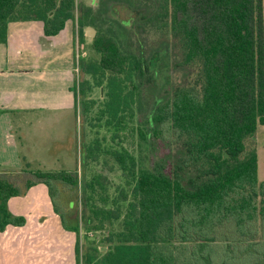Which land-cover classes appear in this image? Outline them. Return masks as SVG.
Segmentation results:
<instances>
[{"label":"trees","instance_id":"1","mask_svg":"<svg viewBox=\"0 0 264 264\" xmlns=\"http://www.w3.org/2000/svg\"><path fill=\"white\" fill-rule=\"evenodd\" d=\"M142 1L140 25L153 21L178 37V66L190 75L156 104L141 136L150 142L171 131L182 140L185 156L174 155L172 163L168 155L145 166L120 140L114 146L97 136L86 146L92 161L114 159L126 183L110 205L102 174L85 182L89 213L77 220L89 232L105 229L107 221L121 220V228L107 236L114 244L103 254L89 246L84 263L262 264L264 180L257 150H248L246 140L264 125V0ZM30 20L43 21L46 35L77 20L81 45L85 28L97 29L91 48L98 57L80 61L85 77L76 81V108L83 105L90 126L119 137L134 118L143 78H151L148 60L123 45L117 25L79 0H0V42H6L11 21ZM95 88L101 99L89 97ZM30 173L24 188L45 183L64 227L79 234V223L69 225L55 201L56 184L78 189L79 173L41 168ZM22 193L17 181L0 176L1 231L25 224L8 205Z\"/></svg>","mask_w":264,"mask_h":264},{"label":"rangeland","instance_id":"2","mask_svg":"<svg viewBox=\"0 0 264 264\" xmlns=\"http://www.w3.org/2000/svg\"><path fill=\"white\" fill-rule=\"evenodd\" d=\"M79 2L92 8L96 15H102V18L108 19L110 23L119 27L123 45L129 50L140 53L148 60L151 78L148 80L143 78L142 95L135 107L134 118L125 131L119 132V137L116 139L112 138L113 133L109 132L106 127H92L88 124V117L81 103L76 112L48 113L39 111V113L29 114V116L12 115L15 124L22 125L21 130H16V132L21 133L23 139L19 144L22 154L27 157L24 155L21 157L22 166L19 171H24L23 173L19 172L14 175L0 173V176L17 181L23 189L22 195L16 197L11 203L14 208L16 202L28 206L30 200L36 199V206H39L35 209L38 212L41 209L45 213V217L36 220L34 223L32 233L29 234L32 237L27 238L30 241L29 245L25 238L22 241L14 239L16 235V228L14 227H11L12 229L3 235L4 238L0 242V264H2L1 259H4L6 264H20V260L15 254L18 248L26 253L23 264H30L27 260V252L30 250H33L32 256L35 260L32 264H85L83 254L89 246L99 247L100 253L98 255H100L114 244L113 242H106V239L110 233L114 232L115 234L120 230L121 220H115L112 224H108L107 221L105 229L90 232L82 223L81 218L79 221L77 220L81 214L89 213L83 203L86 181L94 175L102 174L104 176L102 180L106 187L104 193L109 195L110 205L112 199L118 196L120 188L126 183L121 170L110 156H100L97 161H92L91 158L87 157L86 146L96 140L97 136H105V141L114 146L117 144L116 141L120 140V143L133 151L138 161L145 166L153 165L155 159L163 162V160L168 159V155H170L172 163L176 161L174 155L180 159L185 156L182 140L179 141L178 137L171 131L165 129L163 134L166 137L153 138L150 142L141 136V133L146 132L149 127L148 119L156 104L172 95L178 86L185 84L190 75L178 66L182 59L178 37L174 36L167 27H158V24L153 21H150L149 24L140 25L143 21L140 18V10L138 11L137 8L143 4L144 1L142 0H79ZM144 11L150 12L148 9ZM37 24H41V22ZM71 26L69 23L65 28L63 33L65 38L62 39L61 45L55 49L56 57L60 53V56H64L66 59L67 52L74 49L70 39ZM86 31L87 29H85V33ZM86 41L87 43H84L83 47L80 46V49L79 44H76L75 47V65L78 68L76 72L77 81L85 77L79 69L81 59L83 57H98L91 48V36L86 34ZM81 51H84V54H81ZM52 52L40 56L44 58H41L39 63L50 61L48 56H52L50 55ZM89 95V97L97 100L101 99L100 88H95L93 93ZM21 117H26L27 121L26 118L21 119ZM246 144L248 150L253 148L257 150L259 179L264 180V125L258 127L255 135L246 140ZM2 167L0 166V171L4 168L11 172L16 171L14 167ZM38 168L46 170L68 169L79 173L80 187L73 189L65 184L57 183L59 192L56 191L55 197L60 213L65 215L68 224L78 225L79 223L81 227L79 234L64 227L62 218L55 210L45 183L39 184L30 193L24 188V180L32 177L30 172ZM25 171L28 172L25 173Z\"/></svg>","mask_w":264,"mask_h":264},{"label":"crops","instance_id":"3","mask_svg":"<svg viewBox=\"0 0 264 264\" xmlns=\"http://www.w3.org/2000/svg\"><path fill=\"white\" fill-rule=\"evenodd\" d=\"M38 22L41 24H37ZM69 23L72 25L70 39L74 49L67 52L66 59L64 56H60V53L56 57L55 49L61 45L62 39L65 38L63 33ZM76 44H79V49L80 46L83 47L79 41L77 20L67 21L64 29L56 35H46L44 22L40 20L11 21L9 23L7 40L0 42V166H3L2 168L14 167L16 171L11 172L4 168L0 173L14 175L24 172L19 171L22 166L21 157L22 155L26 156L22 154L19 144L23 138L21 133L16 132V130H21L22 125H16L12 115L29 116V114H37L39 111L48 113L77 111L75 97L76 72L78 71L75 65ZM50 52H52L50 54L52 56L48 57L51 60L39 63V60L44 58L40 56L48 55ZM81 54H84V51ZM24 118L26 117H21V119ZM27 172L25 171V173ZM39 184L44 183L30 187L27 189L28 193ZM16 197L18 196L10 198L9 209L15 216L24 217L26 222L24 225H8L4 231L0 230V242L4 238L3 235L10 231L11 227H14L16 228L14 239L22 241L25 238L29 245L30 241L27 238L32 237L29 234L32 233L34 223L36 220L43 219L45 213L41 209L39 212L35 209L39 206H36V199L30 200L28 206L16 202L14 208L11 203ZM30 251L27 252V260L32 264L35 260L32 256L33 250ZM15 254L20 260V264H23L26 253L18 248ZM1 261L2 264H6L4 259Z\"/></svg>","mask_w":264,"mask_h":264},{"label":"water","instance_id":"4","mask_svg":"<svg viewBox=\"0 0 264 264\" xmlns=\"http://www.w3.org/2000/svg\"><path fill=\"white\" fill-rule=\"evenodd\" d=\"M86 34L89 35V36H91V38H94L95 35H96V29L93 28L92 26H89L87 28Z\"/></svg>","mask_w":264,"mask_h":264}]
</instances>
